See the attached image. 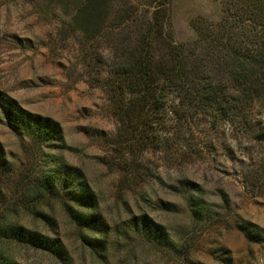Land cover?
<instances>
[{
    "label": "rangeland",
    "instance_id": "374dc122",
    "mask_svg": "<svg viewBox=\"0 0 264 264\" xmlns=\"http://www.w3.org/2000/svg\"><path fill=\"white\" fill-rule=\"evenodd\" d=\"M113 1L117 9L133 4L116 37L127 48L150 22L158 1ZM162 1L169 4L175 43H187L196 37L194 21L217 24L236 0ZM63 6L62 0H0V155L7 170L0 166V220L60 239L65 258L15 243H0V252L18 264H184L187 259L264 264V139L228 125L211 129L202 121L193 124L194 145L186 158L170 159L164 149H150L138 159L139 172L123 171L124 154L114 144L120 128L116 102L108 86L112 48L101 41L85 43L72 32L75 3L67 0ZM18 111L54 126L61 142L12 129L8 120ZM255 112L264 119V103ZM55 160L79 169L94 191V212L104 221L95 236L103 241L101 249L82 242L80 235H92L78 230L60 203L51 199L33 206L35 199L26 196L29 179ZM189 195L203 199L207 212L194 214ZM35 211L48 215L50 223ZM141 216L162 225L174 245L148 241L138 228Z\"/></svg>",
    "mask_w": 264,
    "mask_h": 264
},
{
    "label": "trees",
    "instance_id": "16d2710c",
    "mask_svg": "<svg viewBox=\"0 0 264 264\" xmlns=\"http://www.w3.org/2000/svg\"><path fill=\"white\" fill-rule=\"evenodd\" d=\"M70 1L71 6L75 3L69 15L72 32L81 35L85 43L101 41L113 51V78L108 86L116 102L120 128L114 144L124 154L123 171L139 172L138 159L150 149H164L170 159L186 158L194 145L193 124L202 121L211 129L228 125L241 134L255 133L256 138L264 139V126L260 127L264 119H258L262 117L255 112L264 103V0H240L239 5L236 0L217 24L204 18L194 21L196 37L187 43L173 39L168 1L152 0L158 2L150 22L137 30L136 39L127 48L116 43V37L129 22L132 2L117 9L113 0ZM62 3L65 7L67 0ZM97 56L100 59L101 53ZM8 124L22 135L40 132L44 142H61L54 126L32 121L24 111L14 114ZM169 130L173 131L171 138ZM52 162L32 179L25 175L31 186L26 196L35 199L28 202L34 206L36 201H57L78 230L92 235H80L82 242L93 250L101 249L103 241L95 236L104 221L94 212L98 205L94 191L79 169L64 161ZM0 166L7 171L3 155ZM64 170H70L66 176L61 175ZM188 202L197 216L208 210L201 198L189 195ZM34 214L48 224L51 221L41 211ZM138 228L156 245H174L166 229L147 216H141ZM3 242L45 251L61 260L66 254L60 239L27 230L11 220H0ZM0 264L18 263L0 252ZM184 264L198 263L187 259Z\"/></svg>",
    "mask_w": 264,
    "mask_h": 264
}]
</instances>
